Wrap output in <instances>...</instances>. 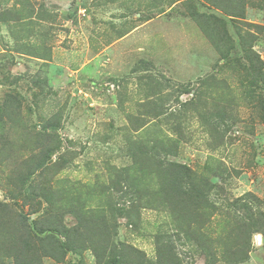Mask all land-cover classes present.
Returning a JSON list of instances; mask_svg holds the SVG:
<instances>
[{"label": "rangeland", "instance_id": "rangeland-1", "mask_svg": "<svg viewBox=\"0 0 264 264\" xmlns=\"http://www.w3.org/2000/svg\"><path fill=\"white\" fill-rule=\"evenodd\" d=\"M169 163L208 188L175 223ZM39 183L66 227L105 216L118 263L40 241ZM0 204V264H264V0H0Z\"/></svg>", "mask_w": 264, "mask_h": 264}, {"label": "trees", "instance_id": "trees-1", "mask_svg": "<svg viewBox=\"0 0 264 264\" xmlns=\"http://www.w3.org/2000/svg\"><path fill=\"white\" fill-rule=\"evenodd\" d=\"M225 38L227 39V42L231 43L230 38L225 35ZM220 51V50H219ZM223 58H225L223 56ZM254 70H257V66L255 64H252ZM7 98H11L10 100L14 99L11 96H7ZM53 150L50 149L47 153H52ZM46 157V156H42ZM163 167V168H162ZM156 171L159 173V193L163 192V196L158 197L157 199L160 201V206L163 209H168L171 214V221L173 223L176 222V202L177 200H181L184 203L188 204L190 206V209L192 211H198L199 208L203 207V202L206 201V193L208 192V188L206 189L205 186L200 184L196 181L197 174L190 170L185 165L180 164H173L169 163L167 165L156 166ZM28 178V177H27ZM26 178V179H27ZM21 187L27 185V180H20ZM29 192L33 194L34 190L32 185H28ZM38 189H40L43 193L40 194L42 198L47 203L46 213L44 217L41 218V224L44 225L42 228H37V223L33 224L34 229H37L38 234H42V236H39L40 241H51V246L56 250V248L60 249L62 252L66 249H71L72 243L75 242H81L82 247H84L85 250L91 249L93 253L95 254L97 260L101 262L104 260L107 256L105 255L107 252L111 255L109 257L111 260H114L116 263H118L117 258L122 256V251L117 250L115 247L112 249L111 244H100L95 245L91 242L90 239L96 238L97 240L101 241V238L108 237V240L110 239L111 231L109 227L106 225L105 216H96L91 217V215L88 214V211L84 212L83 214L78 213H72V215L76 219V225L73 227H66L63 225V219L61 217V214L55 213L57 212L54 208H52V204L50 203L52 200L49 198L48 191H51L50 186H48L46 183H39L37 186ZM2 204H0L1 206ZM150 205V204H149ZM240 208H244L243 206H240ZM198 209V210H197ZM210 212L206 214V217L208 219L215 218L216 210L213 207H208ZM83 211V209H82ZM200 213V212H197ZM206 218V219H207ZM225 225V222L218 218L215 221V226L220 224ZM196 222H192L190 224V229L194 226H196ZM229 228H231L230 232L227 233H220V238L229 240L232 238V234L234 231L235 226L228 223L227 225ZM178 227V226H177ZM202 227V226H201ZM34 229L32 233H34ZM201 229V228H200ZM48 232V234H45ZM183 233L187 236V233L183 230ZM45 234V235H44ZM62 238L64 242L60 239ZM188 242L190 243L192 241V238H188ZM208 239V237L206 238ZM83 241H89V242H83ZM90 243V245H87ZM94 245V246H93ZM198 245V243H197ZM219 249H211L207 250L205 252V256L207 259V262L209 264H212L217 260V255H222L224 258L225 251L230 252L228 249L221 250ZM122 258V257H121ZM121 260V259H120ZM218 261V260H217ZM228 261V260H227ZM230 263V262H225Z\"/></svg>", "mask_w": 264, "mask_h": 264}]
</instances>
